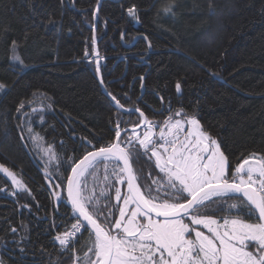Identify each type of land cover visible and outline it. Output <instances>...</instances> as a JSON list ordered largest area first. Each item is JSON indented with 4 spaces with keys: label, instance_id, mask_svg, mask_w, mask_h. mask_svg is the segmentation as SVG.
I'll return each instance as SVG.
<instances>
[{
    "label": "trees",
    "instance_id": "16d2710c",
    "mask_svg": "<svg viewBox=\"0 0 264 264\" xmlns=\"http://www.w3.org/2000/svg\"><path fill=\"white\" fill-rule=\"evenodd\" d=\"M171 2L102 0L94 18L99 0H0V164L26 186L16 191L0 173V264L86 259L89 231L63 250L55 240L76 223L67 177L88 150L115 140L118 121L121 131L139 125L136 108L157 125L177 111L195 115L230 170L253 153L264 156V0H175V14L164 15ZM96 66L108 95L131 112L103 94ZM35 134L42 139L34 144ZM49 145L57 156L51 163L42 150ZM148 156L134 163L142 185L152 183L150 172L161 175ZM111 172L107 182L102 165L84 177L89 194L100 197L104 187L110 197H100L106 226L114 220H104L105 205L119 212ZM116 186L127 194L126 183Z\"/></svg>",
    "mask_w": 264,
    "mask_h": 264
},
{
    "label": "snow or ice",
    "instance_id": "6c2138e0",
    "mask_svg": "<svg viewBox=\"0 0 264 264\" xmlns=\"http://www.w3.org/2000/svg\"><path fill=\"white\" fill-rule=\"evenodd\" d=\"M174 8L172 0L161 11L174 15ZM135 11V6L128 9L129 15H135ZM95 42L93 37V54ZM13 60L23 63L19 56H13ZM4 88L0 83V90ZM176 90H181L179 82ZM109 95L118 109L124 108L116 96ZM24 108L21 102L17 111ZM135 111L140 121L133 126L131 136L122 137L118 121L114 141L88 150L73 162L66 190L76 223L70 231L55 237L61 249H66L83 229L90 230L94 237L83 264H264V156L253 153L231 171L217 139L202 128L195 115L184 117L182 111H177L157 125L139 108ZM139 126L144 127L142 136L136 132ZM28 132L33 129L28 127ZM31 139L35 144L42 137L35 134ZM42 150L48 163L57 159L51 145ZM149 153L148 158L154 159L161 175L153 178L150 172L152 183L142 185L134 163L141 154ZM101 165L106 182L111 167L115 183L107 186L115 188L119 209L117 218L112 207L105 205L108 215L104 220H114L107 226L100 221L104 210L99 205L100 197H110L104 187L100 197L94 192L89 194L84 180L86 175L95 176ZM0 173L11 180L16 191L26 190L25 184L3 164ZM125 182L127 194L116 186Z\"/></svg>",
    "mask_w": 264,
    "mask_h": 264
},
{
    "label": "water",
    "instance_id": "95a60500",
    "mask_svg": "<svg viewBox=\"0 0 264 264\" xmlns=\"http://www.w3.org/2000/svg\"><path fill=\"white\" fill-rule=\"evenodd\" d=\"M101 1H102V0H99L98 7H97V9H96V11H95V13H94V18L96 17L97 10H98V8H99V6H100ZM94 26H95V25H94ZM95 50H96V44H95ZM96 58H98V54H97V53H96ZM97 61H98V59L96 60V65H98ZM96 67H97V66H96ZM97 75H98L99 85H100V87H101V90H102L103 94L109 99L110 102H112V103L115 105V102L112 100V97L108 95V93L106 92V90H105L103 84L101 83V77H100L99 73H97ZM115 106H116V105H115ZM120 110H121V111H124V109H120ZM142 127H143V126L136 127V131L140 130ZM126 132H132V128H128V129H125V130L121 131V135L124 134V133H126ZM70 174H71V171H70L69 175H70ZM125 183H126V182H125ZM66 185H67V182H66ZM126 187H127V184H126ZM65 196H66V199H67V190H66V186H65ZM69 206H70V208H71V205H70V204H69ZM71 210H72V208H71ZM72 212H73V211H72ZM76 215H78V214H76ZM89 232H90V230H89Z\"/></svg>",
    "mask_w": 264,
    "mask_h": 264
},
{
    "label": "rangeland",
    "instance_id": "374dc122",
    "mask_svg": "<svg viewBox=\"0 0 264 264\" xmlns=\"http://www.w3.org/2000/svg\"><path fill=\"white\" fill-rule=\"evenodd\" d=\"M180 117H177V119H179ZM143 131H144V129H141V130H139V131H136L137 133H139L141 136H142V134H143ZM157 133H158V131L159 130H155ZM257 155V154H256ZM258 157H259V155H257ZM235 169V168H234ZM234 169H232L231 171H234ZM231 171L229 172V179H231ZM118 216H119V212H118ZM118 218V217H117ZM142 219V218H141ZM222 222V221H221ZM189 223H190V221H189ZM198 227V226H197ZM205 232H206V230H205ZM207 234V233H206ZM82 260H84L83 258H82ZM81 260V261H82ZM80 261V257H79V260H77V261H75L74 260V262H73V264H77L78 262ZM80 261V262H81Z\"/></svg>",
    "mask_w": 264,
    "mask_h": 264
},
{
    "label": "built area",
    "instance_id": "2783aa9c",
    "mask_svg": "<svg viewBox=\"0 0 264 264\" xmlns=\"http://www.w3.org/2000/svg\"><path fill=\"white\" fill-rule=\"evenodd\" d=\"M71 228H72V227H71ZM71 228H70L68 231H70ZM81 231H82V229H81ZM79 233H80V232H79ZM79 233L76 234V237H77V235H78ZM76 237L70 242L71 244H75V242H76ZM76 258H77V256L75 255V256H74V260H75V261H77Z\"/></svg>",
    "mask_w": 264,
    "mask_h": 264
},
{
    "label": "flooded vegetation",
    "instance_id": "af4514ba",
    "mask_svg": "<svg viewBox=\"0 0 264 264\" xmlns=\"http://www.w3.org/2000/svg\"><path fill=\"white\" fill-rule=\"evenodd\" d=\"M122 143H123V141H122ZM136 147L138 148V145H136Z\"/></svg>",
    "mask_w": 264,
    "mask_h": 264
}]
</instances>
